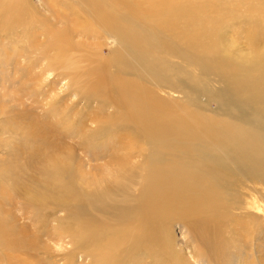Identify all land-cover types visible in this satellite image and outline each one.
<instances>
[{
    "label": "bare ground",
    "instance_id": "bare-ground-1",
    "mask_svg": "<svg viewBox=\"0 0 264 264\" xmlns=\"http://www.w3.org/2000/svg\"><path fill=\"white\" fill-rule=\"evenodd\" d=\"M110 1L0 0V49L28 51L19 89L32 102L7 106L10 116L0 120L9 144L26 153L1 171L14 195L7 205L22 211L0 203L1 264L254 263L243 249L264 259V69L202 101L196 79L132 44L136 32L104 9ZM118 1L127 12L140 6ZM201 35L194 46L203 55L214 40ZM49 71L54 83L68 79L67 94L48 90ZM141 72L161 85L150 92L121 83V74ZM104 82L117 87L110 98ZM65 235L70 244L56 254L48 242Z\"/></svg>",
    "mask_w": 264,
    "mask_h": 264
},
{
    "label": "rangeland",
    "instance_id": "rangeland-1",
    "mask_svg": "<svg viewBox=\"0 0 264 264\" xmlns=\"http://www.w3.org/2000/svg\"><path fill=\"white\" fill-rule=\"evenodd\" d=\"M33 2L39 4V0H33ZM108 2L111 1L108 0ZM136 2L140 6L132 12L125 11L122 8V2L118 0H113L112 6L107 4L104 9H109L116 15L119 24L122 25L125 31L136 32V36L132 41L133 45L149 46L156 55V61L161 62L167 59L184 74L196 79L200 85V89L197 92L195 91L196 96L202 101H206L210 92L224 95L220 92L228 87L231 80L238 77H250L257 69H264V57L262 56L263 52H261V49L264 48V0H136ZM197 34H202L201 39L203 41L206 40V35L214 40V44L207 45L206 52L203 55L194 46V37ZM101 40L103 41V39ZM78 41L84 40L78 39ZM169 43H171V46L166 47L165 45ZM6 44H11V41L7 39ZM107 44L110 45V43ZM216 45L218 47L216 55L210 56ZM21 46L20 44H12L6 52L0 49V120L9 118L10 114L9 116L5 114L8 109L7 106L22 110L23 107L32 105L30 99L22 101L23 95L19 89L25 81V77L21 72H25L28 65L24 59L28 51ZM15 48L17 55L13 53ZM172 48H184V57L176 58L169 51ZM105 53H108V50ZM122 53L128 60H132L125 51H122ZM243 57H247V60L238 62ZM54 76L55 73L52 71L45 73L43 76V79L46 80L43 82L44 84L47 82H49L48 85L53 83L48 87V90L52 87V92H55L58 96L67 94L69 84H66V82L68 79L62 78L54 83ZM121 76L123 77L121 83H125L129 78L136 83V86L145 85L150 92L161 85L144 72L139 75L126 76L121 74ZM104 84L106 98H110V92L112 94L116 92L117 87L111 85L109 90V86L105 82ZM239 90H243V88ZM71 97H73L72 101H76L75 95ZM146 101L143 100V102ZM21 102H23V106H21ZM69 102L71 100H68L67 106ZM178 108L172 106L169 110L171 114L174 113L178 118L184 121L188 120L185 113L177 111ZM216 108L217 104L212 102L210 109ZM77 141L79 140L73 139V143ZM102 148L104 147H100V149ZM25 158L26 153L21 152L17 143L9 144V138L0 132V203L6 204L4 206L6 210L14 208L12 212L16 215H21L22 211L17 209L19 208L18 205L17 207L7 205L13 200L14 195L7 187L2 185L1 171L6 164L14 159L23 161ZM96 159H99V157ZM91 160H94V158H91ZM90 162H92L91 164L96 163L95 161ZM5 191L9 192L5 193ZM15 202L17 201L15 200ZM31 222L34 221H24V223L32 226ZM174 230L178 234V238H183L178 228H174ZM63 238L65 241L61 243L59 241L48 242L52 249L56 251V254H63V247L70 244L69 236L65 235ZM181 241L176 243L181 246ZM243 252H245L246 258L254 261L252 264H258V254L251 251V249H243ZM261 260L264 259L259 261ZM237 262V258L233 257L230 264H238ZM86 263L87 260L84 262L83 258L80 257L77 264ZM58 264H63V261H58Z\"/></svg>",
    "mask_w": 264,
    "mask_h": 264
}]
</instances>
